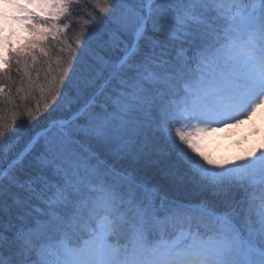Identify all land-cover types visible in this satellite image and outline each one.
I'll return each instance as SVG.
<instances>
[{"label":"snow or ice","instance_id":"obj_1","mask_svg":"<svg viewBox=\"0 0 264 264\" xmlns=\"http://www.w3.org/2000/svg\"><path fill=\"white\" fill-rule=\"evenodd\" d=\"M8 3L40 39L0 70V264H264V150L216 169L196 139L264 105V0Z\"/></svg>","mask_w":264,"mask_h":264},{"label":"rangeland","instance_id":"obj_2","mask_svg":"<svg viewBox=\"0 0 264 264\" xmlns=\"http://www.w3.org/2000/svg\"><path fill=\"white\" fill-rule=\"evenodd\" d=\"M20 3L28 8L29 11L36 12L45 19H51L47 15L49 11H52L51 9L42 11L36 4L26 3V0H20ZM0 9H3L9 16V19L4 24L3 33H0L4 37V42L0 44V56L3 57V59H0V70L4 71L9 68L4 63V60L9 59L8 54L10 52H26L32 42L40 38L29 27L19 25L25 22L11 19L13 15H20V13L8 3V0H0ZM16 29L19 33L9 38L11 32ZM40 31L47 32L48 29L43 28ZM33 47L34 50L40 51L39 46L33 45ZM54 69H56V66H54ZM46 71L47 69L42 70V72L39 70V81L35 83L34 91L39 96L38 99L40 98L39 86L44 84L41 82V73L45 74ZM17 73L15 76H17ZM11 85L18 88L16 80ZM34 99L29 98V101H35L36 103L37 98L36 100ZM19 103L30 104L28 101ZM35 103L31 105L34 106ZM193 130L189 129V131ZM196 139L200 151L213 161V164L208 166L216 169L227 168L241 163L244 159L250 158L252 153L258 155L260 151L264 150V105L257 108L250 118L228 126L213 125L212 129L201 133ZM197 158L199 159V157Z\"/></svg>","mask_w":264,"mask_h":264},{"label":"trees","instance_id":"obj_3","mask_svg":"<svg viewBox=\"0 0 264 264\" xmlns=\"http://www.w3.org/2000/svg\"><path fill=\"white\" fill-rule=\"evenodd\" d=\"M101 2H102V0H101ZM93 11H94V8L91 5H89L88 3H85L81 8L78 9V12L80 13L78 19L87 20L88 19L87 13L93 12ZM63 22H64L63 19H61L58 23H60L62 25ZM19 25H21L22 27H28L26 22L25 23H21ZM81 26L82 25H76L74 23V26L72 28L66 30V34H67V36L69 38L68 39V43L69 44L73 43L74 36L79 31V28ZM17 33H19L17 29L12 31L11 34L9 35V38L12 37L13 35H16ZM63 35L64 34H61V38H63ZM44 43L48 45V50H49L50 55H49V57H44L43 55L39 56L38 57V63L36 65V67L34 69H30V71L32 72L31 75H32V78H33L34 82L37 79L36 76L38 75L39 70L42 72V70L48 69L49 60L51 61V67L53 69V72H55L56 69H54V66H56L57 58L61 57L63 59H67V55H68L67 51L65 50V52H63V53H61L59 51L60 47H62L64 45H62L61 43H59L57 41H52L51 38H49V40H44ZM15 52H17V51H15ZM9 59H10V57H9ZM8 70H9V68H6L4 71H8ZM16 72H17L16 69L12 68V70H11L12 82L14 80H16V85L18 87H20V81H21V79H23L24 86L27 87L28 81H27V77H25L24 74H23V69L21 68V71L17 73V76H15ZM41 75H42L41 82L45 83V74L41 73ZM0 83L5 84L6 86L9 84V82L6 81V80H0ZM11 88H12L13 92H15L16 87H13V85H11ZM38 97L39 96L36 94L35 91H33L30 94V98L32 100L33 99L36 100V98L38 99ZM17 102L19 103V102H23V101H21L19 98H17ZM28 102H30V105L35 103V101H29V100H28Z\"/></svg>","mask_w":264,"mask_h":264}]
</instances>
